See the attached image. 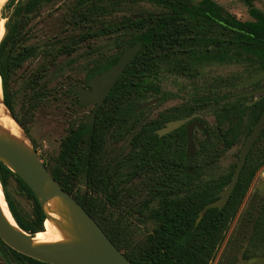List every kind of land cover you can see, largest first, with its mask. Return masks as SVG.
Returning <instances> with one entry per match:
<instances>
[{
  "label": "trees",
  "instance_id": "1",
  "mask_svg": "<svg viewBox=\"0 0 264 264\" xmlns=\"http://www.w3.org/2000/svg\"><path fill=\"white\" fill-rule=\"evenodd\" d=\"M53 1L26 0L23 6L14 9L12 20L4 26L0 41L3 104L27 135L26 124L14 112L16 92L11 85L17 81V71L26 62L39 57L54 59L91 40L113 38L120 54L93 60L85 74L87 84L90 78L113 66L125 49L140 43V51L112 87L92 124L77 126L73 123L61 141L54 164L44 166L132 264H209L223 243L256 172L264 165V127L247 155L225 206L221 210H207L199 223H196L198 213L217 199L235 167L217 180L199 181L197 176L192 177L184 171L189 169L185 164L184 133L180 140L182 149L174 158L160 148L157 136L150 134L154 128L151 123L142 125L132 134L127 156L113 165L104 161L105 142L107 138H122L132 133L143 114V111L135 112L138 103L148 94H161L159 86L152 80H159L163 70L176 72L180 69L186 74L199 66L215 64H240L253 72L263 70L264 14L253 7V0H242L252 21L237 20L212 0L198 3L191 0H69L62 21L65 31L72 29L77 33L67 37L68 40L38 37L33 20L40 17L42 9ZM133 2L149 3L161 10L119 21L109 19L114 9ZM12 3L13 0L9 5ZM179 48L185 49L184 56H180ZM49 61L42 63L25 81L21 109L29 118L38 107L51 103V92L40 84ZM64 96L74 98L71 102L81 107L71 88ZM214 101L219 104L218 99ZM220 106L215 112L218 132L213 131L214 138L209 143L200 144L196 153L198 161L214 162L240 137L246 138L263 111L264 97L250 107L238 104L237 100H229ZM243 115L247 118L244 124ZM146 128H150L149 133ZM81 179L86 187L82 194L78 189ZM11 180L33 201V214L26 220L21 218L5 191ZM135 180L143 192V195L138 193L140 199L135 212H138V218L153 221L152 231L137 244L129 241L126 235L128 224L113 216L114 210L124 209L119 203L128 192L123 190V185ZM0 185L17 226L32 234L44 231L46 220L38 201L1 162ZM152 203L156 205L149 209L147 216L144 215L143 211ZM229 243L234 249H243L244 260L264 258V196L254 197L249 202L241 216L238 237L231 238ZM0 248L5 250L4 264H45L11 250L1 240Z\"/></svg>",
  "mask_w": 264,
  "mask_h": 264
},
{
  "label": "rangeland",
  "instance_id": "2",
  "mask_svg": "<svg viewBox=\"0 0 264 264\" xmlns=\"http://www.w3.org/2000/svg\"><path fill=\"white\" fill-rule=\"evenodd\" d=\"M10 1L11 0H0V18L4 20V26L9 19L12 20L14 9L23 6L26 2V0H13V3L9 5ZM191 1L197 3L200 0ZM212 1L221 6L226 13L233 15L238 20L252 21V18L248 14V9L242 0ZM68 4L69 0H54L50 5L42 9L41 16L33 20L32 23L38 37H55L59 40L77 33V31L72 29L65 31L66 29L62 17L63 14L66 13ZM253 7L264 14V0H253ZM160 10V8L149 3L133 2L114 9L112 17L109 19L119 21L124 17H134L147 12L155 13ZM65 40H68V38ZM115 44L113 38L101 37L96 40H91L90 43L82 44L78 49L71 51L69 54L64 52L60 53L54 59H51V56L31 59L17 71V81L11 84L12 90L16 92V97L13 101L14 112L26 124L28 131L26 136L28 141L36 157L43 164H54L60 152L61 141L68 134L70 127L75 122L83 124L86 116L90 114L93 108L92 105L87 107L75 106L72 103L74 98L69 99L65 97V91L74 85L81 87L85 86V74L93 60L120 54V48ZM49 59L50 61L46 64L48 66L47 71L40 81V84L51 92V94L49 93L51 103L38 107L33 112L32 117L29 118L21 109V96L25 81L29 74L35 72L42 63L47 62ZM252 73L253 69L238 64L202 66L197 68L195 74L191 76L163 70L159 75V80H152L153 83L159 86L161 94L158 96L148 94L144 97L142 102L138 103V106H140L147 101H155L154 104L142 110L144 112L143 117L139 120L138 125L132 133L122 138L116 136L111 139L107 138L105 142V155L103 157L104 161H108L110 165H113L117 161L124 159L130 151L132 134L144 123L152 119L154 120L158 114L166 110L182 104H188L195 100L199 101L200 98L206 96H208V98H219L230 95L235 99L250 92L254 87L244 89L229 88L234 83L245 80ZM52 96H55V98ZM249 97H253V95ZM213 110V107L208 106L205 107L203 111L202 120L209 126H214L215 123ZM0 113L5 115H0V121L3 123V126L13 128L14 130V127H16L15 124L11 123L6 118V115L9 114L7 110L0 106ZM242 144L241 137L236 145L225 151L215 163L210 164L208 168L202 172L201 180L209 181L211 179L214 180L226 176L231 169L236 166ZM78 189L81 194L86 189L82 179L78 183ZM123 190L128 191L124 193L119 202L121 203L120 205L124 206V209L114 210L113 216L115 218H121V220L128 224L126 227V235L129 241L133 244H137L143 241L152 231L153 221L148 218H138L139 214L135 212L140 199L138 193L140 192L143 195L138 180L124 184ZM5 191L23 220L28 219V216H32L34 211L33 201L25 191L20 189L12 180L9 182ZM263 196L264 165L256 172L238 213L229 226L223 243L217 250L215 258L209 264H264V258H254L251 260L242 259L241 254L243 249H234L229 243L231 238L238 237L241 216L249 202L254 197L261 198ZM155 205L156 204L152 203L146 211L144 210V215L147 216L149 209ZM0 250L2 249L0 248ZM1 254L0 251V256ZM0 264H3L1 258Z\"/></svg>",
  "mask_w": 264,
  "mask_h": 264
},
{
  "label": "water",
  "instance_id": "3",
  "mask_svg": "<svg viewBox=\"0 0 264 264\" xmlns=\"http://www.w3.org/2000/svg\"><path fill=\"white\" fill-rule=\"evenodd\" d=\"M140 49L141 44H136L125 50L113 66L89 79V89L77 85L72 87L71 91L78 96L79 106L87 107L94 105L91 113L86 117L87 126L93 122L97 110L103 104L112 87L116 84L120 76L123 74L132 59L138 54ZM261 80H264V70H261L248 79L240 82L236 85V88L247 87ZM259 92L264 93V88H262ZM153 103L154 102H148L142 105L139 110L144 109ZM7 112L12 120H14L20 127L17 121L13 119L10 112L8 110ZM182 123L183 121H176L168 124V128L165 132L179 127ZM263 127L264 109L240 149L239 159L230 181L217 194V199L214 202L207 204L198 213L196 223H199L207 210L214 208L221 210L225 206L238 182V178L245 164L247 155L261 133ZM20 129L28 141L23 129L21 127ZM187 138V148L189 151H192L193 144L190 132H188ZM28 145L29 151H24L17 145L0 138V162L13 174H15L31 191L42 209L45 220L46 214L43 210L45 203L53 197H57L61 200L71 219L72 235L74 240L71 242L56 244H33L31 240L37 233L32 234L31 232H24L17 226L16 223L15 227L12 226L5 218L1 207L0 240L11 250L45 264H132L110 242L107 236L103 233L102 229L86 213L80 204L71 195L65 192L52 178L50 173L46 170L44 164L36 157L29 141Z\"/></svg>",
  "mask_w": 264,
  "mask_h": 264
},
{
  "label": "flooded vegetation",
  "instance_id": "4",
  "mask_svg": "<svg viewBox=\"0 0 264 264\" xmlns=\"http://www.w3.org/2000/svg\"><path fill=\"white\" fill-rule=\"evenodd\" d=\"M198 3V2H197ZM233 16V15H232ZM237 19V18H236ZM238 20V19H237ZM240 21V20H239ZM140 44V43H138ZM136 45V44H135ZM134 46V45H133ZM132 47V46H131ZM130 48V47H129ZM128 49V48H127ZM125 49V50H127ZM124 50V51H125ZM207 50H208V46H207ZM123 51V52H124ZM185 49H181L179 48V53H180V56H182V52H184ZM123 52L121 53V55L123 54ZM186 53V52H185ZM120 55V56H121ZM184 56V55H183ZM119 59V58H118ZM217 65V64H215ZM230 65V64H229ZM240 65V64H238ZM203 66H209V65H203ZM199 67H202V66H199ZM198 67V68H199ZM197 70V69H196ZM195 70V71H196ZM264 70V69H263ZM195 71H191L189 73H186L184 74L183 72L179 70H177L175 73H178V74H181V75H185V76H191L192 74H195ZM261 71V70H260ZM193 72V73H192ZM259 72V71H257ZM257 72H253L251 75H249L246 79H248L249 77H251L252 75H254L255 73ZM245 79V80H246ZM244 81V80H243ZM242 82V81H240ZM240 82H236L234 83L229 89H244V88H248V87H254L253 90H251L250 92H247L246 94L238 97V98H235L233 99V97H231L230 95L228 96H223V97H212V98H208V96L206 97H202L200 98L199 101L195 100L193 102H189L188 104H182L180 106H177V107H174V108H171L169 110H166L165 112H162L160 114H158V116L153 120H149L147 121L146 123L143 124V126H146L148 124H153L154 128L151 130V135H155L157 136V138L159 139L160 141V148L162 150H165L167 151V153L171 156H173L174 158H177L179 156V153L182 149L181 147V144H180V140H181V135L184 133V136H185V144H184V152H185V164L189 166V169H185L184 171L187 172L188 174H190L192 177H198V180L199 181H202L201 180V174L202 172L208 168V166L210 164H213L215 163L219 157L227 150L231 149L234 145H232L229 149L225 150L224 152H222L221 155H219V157L217 158L216 161L214 162H210L207 163L206 162H201V161H198L197 158H196V153H197V150L199 149L200 147V144L201 143H209L210 140H212L214 138V133L213 131H217L218 132V129H217V120H216V116H215V112L218 110V108H220L221 106L220 105H224L227 101H233L235 102L236 100L238 101V104H241V105H244L246 107H250L252 106L255 102L259 101L262 97H264V93H261L259 92L262 88H264V80H261L255 84H252V85H249L247 87H241V88H236V85L239 84ZM262 83V84H261ZM75 86V85H74ZM73 87V86H72ZM71 87V89H72ZM83 88H86V89H89L88 88V83L85 84V86H82ZM256 87V88H255ZM226 88V87H225ZM75 94V93H74ZM76 95V94H75ZM253 97H249V96H252ZM77 96V95H76ZM258 96V97H257ZM107 98V97H106ZM77 99H78V96H77ZM214 99H218L219 101V104L216 103L214 101ZM105 101V100H104ZM148 102H154L155 101H147L145 103H143L142 105L148 103ZM153 103V104H154ZM197 103V104H196ZM79 105V104H78ZM138 106V108L136 109V113L142 111L143 109L139 110L140 107L142 106ZM152 105V104H151ZM93 108H94V105H92ZM150 106V105H149ZM147 106V107H149ZM208 106H211L213 107V114H214V126H209L208 124H206L205 122H203L202 120V116H203V111L205 110V107H208ZM82 107V106H81ZM101 107V106H100ZM92 108V109H93ZM146 108V107H145ZM144 108V109H145ZM264 109V108H263ZM92 111V110H91ZM91 113V112H90ZM144 113V112H143ZM208 114V113H207ZM89 115V114H88ZM87 115V116H88ZM86 116V117H87ZM95 117V116H94ZM142 117H143V114H142ZM141 117V118H142ZM94 120V119H93ZM247 118H246V115H243L242 116V124H244V121H246ZM176 121H183V123L171 130V131H168V132H165V130L168 128V124L172 123V122H176ZM258 121V120H257ZM85 125H86V119L84 121ZM77 126L81 125L80 123H76ZM92 124V123H91ZM90 124V125H91ZM256 124V123H255ZM254 124V125H255ZM87 126V125H86ZM89 126V125H88ZM223 127L226 126V124L222 125ZM149 129L150 128H146L147 130V133H149ZM188 132L191 133V136H192V144H193V150L192 151H189L188 150ZM241 138V137H240ZM247 138V137H246ZM246 138H243L242 137V142L244 144ZM240 140V139H239ZM242 144V145H243ZM242 147V146H241ZM241 149V148H240ZM219 151H221V148L219 149ZM240 153V151H239ZM239 159V157H238ZM237 165V164H236ZM178 166V164H177ZM236 167V166H235ZM191 169L193 170H196V171H191ZM235 170V169H234ZM234 172V171H233ZM198 174V175H197ZM233 174V173H232ZM212 180V179H211ZM214 180H217V179H214ZM208 181V180H207ZM195 183H197V179L194 180ZM202 182H205V181H202ZM2 249V248H1ZM1 251V260H2V263L4 264V253H5V250H0ZM29 258V257H28ZM15 264V263H14Z\"/></svg>",
  "mask_w": 264,
  "mask_h": 264
},
{
  "label": "bare ground",
  "instance_id": "5",
  "mask_svg": "<svg viewBox=\"0 0 264 264\" xmlns=\"http://www.w3.org/2000/svg\"><path fill=\"white\" fill-rule=\"evenodd\" d=\"M3 35H4V20L0 18V41L3 38ZM0 106L4 107V105L2 104L1 79H0ZM0 115L3 116L4 114L0 113ZM6 118L11 123H14L16 127H14L13 130V128L3 126V123L0 121V138L17 145L24 151H29L28 141L24 137L22 130L18 129L20 127L16 124L14 120H12L9 114L6 115ZM0 207L7 221L12 226L15 227V222L10 212L8 211L6 203L4 201V196L1 186H0ZM43 210L46 214L44 231L36 234L34 238H32L31 242L33 244H56V243H66L73 241L74 237L72 235L71 219L66 207L61 202V200L57 197L50 198L43 206Z\"/></svg>",
  "mask_w": 264,
  "mask_h": 264
}]
</instances>
